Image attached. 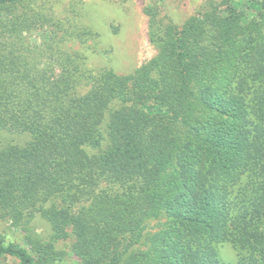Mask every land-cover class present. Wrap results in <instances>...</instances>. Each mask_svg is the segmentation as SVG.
<instances>
[{
	"label": "trees",
	"instance_id": "trees-1",
	"mask_svg": "<svg viewBox=\"0 0 264 264\" xmlns=\"http://www.w3.org/2000/svg\"><path fill=\"white\" fill-rule=\"evenodd\" d=\"M41 1L0 0V219L25 241L0 234V258L57 264L67 240L77 264H264V0L182 24L153 1L157 53L128 74Z\"/></svg>",
	"mask_w": 264,
	"mask_h": 264
},
{
	"label": "rangeland",
	"instance_id": "rangeland-1",
	"mask_svg": "<svg viewBox=\"0 0 264 264\" xmlns=\"http://www.w3.org/2000/svg\"><path fill=\"white\" fill-rule=\"evenodd\" d=\"M156 1L161 14L182 24L193 15L206 0H44L39 2L45 10L51 9L53 15L64 24L88 28L98 35L87 44L95 49L89 56L88 65L92 68L112 69L117 74H128L153 58L157 50L149 42L148 6ZM157 3H155L157 5ZM76 49L79 45L68 43ZM3 138L7 135L2 134ZM0 136V140L3 139ZM34 231L48 241L49 225L39 216L30 223ZM30 226V227H31ZM156 221L149 223L147 230L154 231ZM0 234L6 243L24 245L23 232L11 226L7 220L0 219ZM55 248L65 252L57 264H77L76 258L69 253L66 241H54ZM226 261L236 260V251L225 244L220 251ZM11 258H0V264H12Z\"/></svg>",
	"mask_w": 264,
	"mask_h": 264
}]
</instances>
